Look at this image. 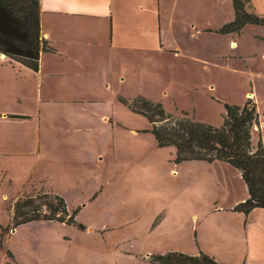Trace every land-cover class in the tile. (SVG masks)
<instances>
[{
  "label": "rangeland",
  "instance_id": "rangeland-1",
  "mask_svg": "<svg viewBox=\"0 0 264 264\" xmlns=\"http://www.w3.org/2000/svg\"><path fill=\"white\" fill-rule=\"evenodd\" d=\"M140 1L143 13L149 11L152 18L151 6ZM251 2L255 13L264 15V0ZM160 5L161 24L169 26L162 30L165 40L161 42L176 52L164 57L160 52L154 67L145 58L141 73L129 69L126 81L106 93L123 95L118 96L120 102H108L104 108L113 115L114 125L95 119L94 129H88L93 137L89 144L75 131V167L15 150L8 142L9 130H3L4 136L0 133V264H155L151 255L170 251L204 252L226 264H264L262 258L246 261L244 257L255 240L250 243L245 236L249 217L233 209L234 202L247 195L238 170L224 162L177 163L174 146H158L152 133L145 131L150 128L146 117L120 100L132 102L141 96L161 102L172 115L188 111L193 117L194 111L195 120L218 126L223 120L222 102L240 101L255 84L262 124L251 131L256 141L261 129L264 143V39L256 35L263 26L245 28L249 51L240 57L238 49L226 44L222 50L221 39L194 40L191 34L196 31L191 29L196 18L205 17L209 26L227 22L232 0H160ZM203 22H197L198 26ZM199 46L218 47L223 55H209L206 63L195 57ZM152 53L156 57V51H144V56ZM169 62L176 65L171 67ZM173 68L175 75L188 73L173 78ZM196 70L206 71L215 86L212 94L217 100L212 105L205 99L204 88L195 86L197 76L189 75L197 74ZM14 98L13 85L0 72V108H14ZM80 110L75 113L81 114ZM84 123L80 118L75 126ZM42 189L60 193L69 213L78 208L75 219L84 227L41 219L15 226V199Z\"/></svg>",
  "mask_w": 264,
  "mask_h": 264
},
{
  "label": "crops",
  "instance_id": "crops-1",
  "mask_svg": "<svg viewBox=\"0 0 264 264\" xmlns=\"http://www.w3.org/2000/svg\"><path fill=\"white\" fill-rule=\"evenodd\" d=\"M142 1L151 6L152 18H148L149 11L143 13L144 5L139 0H40V28L49 49L40 53L38 70L0 53V72L8 77L16 95L13 110L10 107L0 108V133L4 136L3 130H9L10 146L24 153L37 154L39 159L46 156L47 159L43 158L45 161L50 159L75 167V131H80L89 144L93 137L88 129H94L95 119L114 125L113 115L104 108L108 102L119 101L118 96L122 94L116 93V97H111L106 93L115 91L126 81L129 69L135 74L141 73L145 58L148 65L154 67L160 52L164 57V53L168 55L175 51V48L161 42V39L165 40V37H161L162 30L164 33L169 26L161 24L160 0ZM249 10L255 12L253 4ZM230 15L228 21L234 18L233 8ZM204 18H196L191 24V29L196 30L191 33L194 40L204 37L213 41L221 39L224 41L222 50L223 44H226L229 49H238L237 55L240 57L249 51L245 49L244 30L252 24H246L239 31L218 33L215 30L225 22L209 26ZM197 22L205 24L198 26ZM260 26L263 27L256 35L261 34L264 39V25ZM222 50L199 46L195 57L207 63L209 55L220 57ZM144 51H156V57L153 53L145 57ZM262 55L264 57V52ZM170 65L173 67L176 63ZM165 67L167 71V62ZM196 71L197 74L189 72V75L197 76L194 78L195 86L204 88L205 99L212 105L217 100V96L212 94L215 86L208 81L206 71ZM175 73L176 69L173 68V78L185 77L188 72ZM202 73L203 77L200 76ZM117 91L121 92L120 88ZM256 96L254 84L244 92L240 101L230 103L243 104L247 98L256 103ZM79 107L81 114H76L75 110ZM184 112L188 114V111ZM192 113L194 118V111ZM80 118L86 123L75 126ZM247 196L248 192L234 205ZM244 215L249 217L245 236L250 243L255 240V246L245 251L244 257L246 261L250 257L264 260V207L253 208ZM259 242L262 244L260 248L257 246ZM260 250L263 255H256L255 252Z\"/></svg>",
  "mask_w": 264,
  "mask_h": 264
},
{
  "label": "trees",
  "instance_id": "trees-1",
  "mask_svg": "<svg viewBox=\"0 0 264 264\" xmlns=\"http://www.w3.org/2000/svg\"><path fill=\"white\" fill-rule=\"evenodd\" d=\"M234 18L215 31H239L246 24L264 25V15L249 10L250 0H232ZM40 28V0H0V53L30 69L38 70L39 55L48 50ZM128 108L146 117L158 146H174L175 161H223L236 168L245 182L248 196L234 210L248 214L253 208L264 207V143L261 132L256 141L252 127L259 125L256 103L247 98L243 104L222 102L223 120L218 126L195 120L187 112L175 116L166 112L162 103L141 96L132 102L120 99ZM264 116V115H263ZM78 208L71 213L64 198L43 190L37 194L17 197L13 203L14 225L32 220H57L77 224ZM1 246V241H0ZM10 255V254H9ZM155 264H222L214 257L199 252L179 251L153 254Z\"/></svg>",
  "mask_w": 264,
  "mask_h": 264
},
{
  "label": "bare ground",
  "instance_id": "bare-ground-1",
  "mask_svg": "<svg viewBox=\"0 0 264 264\" xmlns=\"http://www.w3.org/2000/svg\"><path fill=\"white\" fill-rule=\"evenodd\" d=\"M251 95V94H250Z\"/></svg>",
  "mask_w": 264,
  "mask_h": 264
}]
</instances>
